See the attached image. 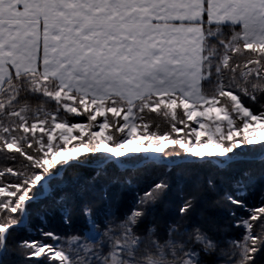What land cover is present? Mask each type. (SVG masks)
Wrapping results in <instances>:
<instances>
[{
  "label": "snow or ice",
  "instance_id": "snow-or-ice-1",
  "mask_svg": "<svg viewBox=\"0 0 264 264\" xmlns=\"http://www.w3.org/2000/svg\"><path fill=\"white\" fill-rule=\"evenodd\" d=\"M0 156L16 162L0 164V264L21 230L31 264H256L264 0H0ZM174 169L178 218L141 233ZM205 188L243 229L227 248L182 223ZM128 190L132 210L113 226ZM92 196L108 203L104 230ZM76 216L85 227L72 233Z\"/></svg>",
  "mask_w": 264,
  "mask_h": 264
},
{
  "label": "trees",
  "instance_id": "trees-1",
  "mask_svg": "<svg viewBox=\"0 0 264 264\" xmlns=\"http://www.w3.org/2000/svg\"><path fill=\"white\" fill-rule=\"evenodd\" d=\"M29 102L34 106L39 103L38 100H30ZM150 118L153 119L155 123L160 125L159 131L161 133L168 131V125L163 118L157 116L156 114H151ZM20 159L22 160L23 158ZM10 163L15 164L16 162L10 161L5 159L3 156H0V164ZM175 171L176 170L174 169L169 177L172 185L171 189L149 209L148 217H146L143 223L140 225L139 231L141 233H143L149 227V225L155 224L157 236H162L167 230L169 221H175L178 218L175 211V205L178 204L179 201L176 197L175 189L178 182L183 180V177H177ZM208 171H211V169L206 170V174ZM91 172V169H85L84 175L88 176L91 174ZM139 174L140 173H137V175ZM145 187L146 185H142L140 191L143 192ZM112 191L116 192L118 189L114 188ZM185 191L189 195L193 194L191 190V180L186 182ZM196 195L197 200L195 202V208L188 215V217L182 221L183 225L189 229L197 225L212 229L215 238L222 243L223 247L227 248V244L224 242L230 237L238 238L243 232V229L232 226V217L229 215L230 206L224 201L220 200V197L217 194L207 190L206 188L200 190L198 193H196ZM89 199L91 200L92 215L99 221L100 229L104 230V213L108 207V203L97 196L89 197ZM134 199L135 197L133 196L132 192L128 190L121 193V198L118 204L115 202L112 203L111 207L114 209L116 214V219L112 222L113 226L119 223L120 219L123 218L125 213H128L132 210V201ZM217 201H219V203H217ZM250 203L254 205L258 204V196H253L250 199ZM166 204H170L171 207L166 209ZM201 213L203 216H201ZM243 214L245 216L247 215V213ZM51 225L55 231L66 237V242L70 240L71 237L68 235L70 230L63 224L58 215L51 219ZM84 227V218L82 216L74 217L71 232L76 233L78 230H81ZM225 229H227V231H225ZM253 233H264V218L253 222ZM28 238L29 237L26 235V233L21 230L8 241V245L10 246V255L6 257L7 264H31V261L24 259V256L26 255L25 250L17 245V241ZM256 264H264V250H261L256 254Z\"/></svg>",
  "mask_w": 264,
  "mask_h": 264
}]
</instances>
